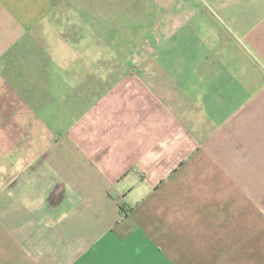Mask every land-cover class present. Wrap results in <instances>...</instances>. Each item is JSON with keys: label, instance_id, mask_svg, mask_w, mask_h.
I'll return each instance as SVG.
<instances>
[{"label": "crops", "instance_id": "1", "mask_svg": "<svg viewBox=\"0 0 264 264\" xmlns=\"http://www.w3.org/2000/svg\"><path fill=\"white\" fill-rule=\"evenodd\" d=\"M0 264H264V0H0Z\"/></svg>", "mask_w": 264, "mask_h": 264}]
</instances>
